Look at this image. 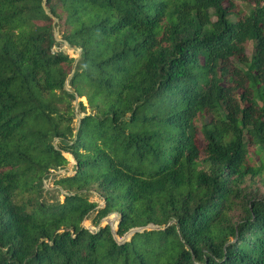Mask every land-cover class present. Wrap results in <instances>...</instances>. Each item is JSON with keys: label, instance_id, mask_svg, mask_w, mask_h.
Wrapping results in <instances>:
<instances>
[{"label": "trees", "instance_id": "obj_1", "mask_svg": "<svg viewBox=\"0 0 264 264\" xmlns=\"http://www.w3.org/2000/svg\"><path fill=\"white\" fill-rule=\"evenodd\" d=\"M240 2L0 0V264H264V0ZM118 213L119 239L174 223L118 243Z\"/></svg>", "mask_w": 264, "mask_h": 264}, {"label": "rangeland", "instance_id": "obj_2", "mask_svg": "<svg viewBox=\"0 0 264 264\" xmlns=\"http://www.w3.org/2000/svg\"><path fill=\"white\" fill-rule=\"evenodd\" d=\"M234 1H236L237 3H239L240 5H242L243 3H241L240 2V0H234ZM242 8V7H241ZM243 9H245L244 11L246 12V6L243 4ZM56 22V21H55ZM55 29V35L60 39V41L59 40H57L58 42H63L62 41V38H61V36H60V29H58V28H54ZM252 45H253V43H252ZM252 45H250V46H252ZM55 49H60V50H62V51H64L66 54H68L69 56H73L74 58H76L77 59V57H78V50H75V48H72V49H67V47L65 46V42H63L62 43V45H60V47H55ZM54 49V50H55ZM79 101H82L84 104H86V102H85V100L84 99H79ZM75 106H77V105H75ZM77 108V107H76ZM87 113H90V111H87ZM79 118H81V115H78L77 114V116H76V119L78 120ZM79 124V123H78ZM54 143H55V141H54ZM198 143H199V141H198ZM251 155H252V157L253 158H256V155L253 153V152H251ZM65 158L68 160V162H69V164L67 165V167L71 170V166H72V164H73V158H72V156H70V155H65ZM257 164H258V162H257ZM66 171V170H65ZM68 172H70L69 170H68ZM58 175L60 176V177H64V176H67V174H65L64 173V171H61V172H59L58 173ZM55 179L53 178V177H51V178H49V179H47V180H45L44 181V187H45V189L46 190H49V191H54V190H56V189H58V187H56V186H54L53 185V181H54ZM263 182H261V181H259V183H255L252 187H254V188H259L260 190H262L263 192H264V184H262ZM59 192H60V194H62L63 192L61 191V190H59ZM53 196V197H52ZM49 201H52L54 198H56V199H59V200H62V196H60V195H58V194H56L55 193V195L52 193L51 195H50V197H46ZM90 201L91 202H95V203H98L99 204V206H101V202H100V200L98 199V198H96L95 196L94 197H91L90 198ZM93 217L94 216H92L89 220H86V221H84L83 222V226H84V228H86V229H88V230H93V231H95L96 230V228H97V226L94 224V222H93ZM108 219H115L116 220V224H117V222H118V217L115 215V214H113V215H111L110 217H108ZM108 224V222H107V220L106 219H104L102 222H101V226L102 227H104V226H106ZM115 224V225H116ZM117 239L118 240H122V238L121 239H119L118 237H117Z\"/></svg>", "mask_w": 264, "mask_h": 264}, {"label": "water", "instance_id": "obj_3", "mask_svg": "<svg viewBox=\"0 0 264 264\" xmlns=\"http://www.w3.org/2000/svg\"><path fill=\"white\" fill-rule=\"evenodd\" d=\"M42 7H43V9L47 12V14H49L48 11H47V8H46V0H43ZM55 36H56V35H55ZM56 39L60 41V39H59L57 36H56ZM65 46L67 47V49H72V48H73L71 45H68L66 42H65ZM79 56H80V50H78V57H77V59L79 58ZM67 86H68V84H67ZM78 102H79V99L76 97L75 105H77ZM64 173H65V174H68V171H64ZM115 215L118 217V222H117V224H116L115 226L113 225V223H112V221H111L112 219H108V218H106V220H107V222H108L107 225H110V226H111L110 228H111L112 235H113L114 239H115L118 243H123V242L129 240L130 237L133 236L135 233L142 232L143 230H151V229H155V230H164L165 228H168L170 225H172V224L174 223V222H171V223L167 224V225L164 226V227H156V226H152V225H150V226L143 227V228L131 229V230H129V231H128V232L122 237V240H118V239H117V236H116V234H115V232H116V229H117L118 226H119V223H120L122 217H121V215H119V213H118V214H115ZM89 231H93V230H89Z\"/></svg>", "mask_w": 264, "mask_h": 264}]
</instances>
